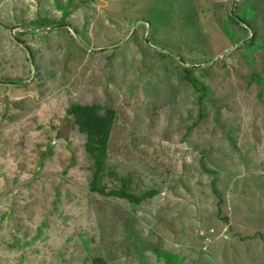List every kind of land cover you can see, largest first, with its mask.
Returning <instances> with one entry per match:
<instances>
[{
	"label": "rangeland",
	"instance_id": "1",
	"mask_svg": "<svg viewBox=\"0 0 264 264\" xmlns=\"http://www.w3.org/2000/svg\"><path fill=\"white\" fill-rule=\"evenodd\" d=\"M254 73L264 0H0V264H264ZM74 104L117 112L108 194Z\"/></svg>",
	"mask_w": 264,
	"mask_h": 264
},
{
	"label": "trees",
	"instance_id": "2",
	"mask_svg": "<svg viewBox=\"0 0 264 264\" xmlns=\"http://www.w3.org/2000/svg\"><path fill=\"white\" fill-rule=\"evenodd\" d=\"M58 7L61 9L63 18L65 19L68 16V12L61 5H58ZM187 79L197 91L202 92L203 96H207L208 89L204 85L199 84L190 73L187 75ZM262 80L260 73H254L251 77V82H255L258 86V99L264 104ZM72 115L75 121H77L79 128L87 137L89 142L87 150L94 162L90 182L91 191L108 194L105 187L102 185V181L107 168L106 162L109 151V140L115 124L117 112L113 108L102 107L99 104H74L67 112V119ZM110 194L126 199L132 204H138L152 197L155 193L151 191L145 195L138 196L128 192L123 187L119 191H111ZM154 251L158 256L165 258L167 264H172V258L168 254L159 249H154Z\"/></svg>",
	"mask_w": 264,
	"mask_h": 264
},
{
	"label": "water",
	"instance_id": "3",
	"mask_svg": "<svg viewBox=\"0 0 264 264\" xmlns=\"http://www.w3.org/2000/svg\"><path fill=\"white\" fill-rule=\"evenodd\" d=\"M232 15H235V12H234V10L232 11Z\"/></svg>",
	"mask_w": 264,
	"mask_h": 264
}]
</instances>
